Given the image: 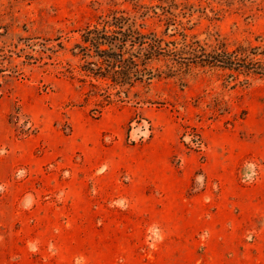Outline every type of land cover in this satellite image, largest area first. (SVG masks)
I'll list each match as a JSON object with an SVG mask.
<instances>
[{
    "label": "rangeland",
    "instance_id": "1",
    "mask_svg": "<svg viewBox=\"0 0 264 264\" xmlns=\"http://www.w3.org/2000/svg\"><path fill=\"white\" fill-rule=\"evenodd\" d=\"M121 24L264 61V0H0V264H264V77Z\"/></svg>",
    "mask_w": 264,
    "mask_h": 264
},
{
    "label": "trees",
    "instance_id": "2",
    "mask_svg": "<svg viewBox=\"0 0 264 264\" xmlns=\"http://www.w3.org/2000/svg\"><path fill=\"white\" fill-rule=\"evenodd\" d=\"M105 29V28H104ZM107 32H99V29H95L94 31H89L87 36L84 39V42L88 44V48L95 49L96 51L102 52L103 54L110 55L106 58L108 59V63L112 66H121V70H123V64L126 65L127 71H125V75L128 76H138V62L139 56H136L135 50L140 48V50H145L147 54L145 57L147 59H151L154 56L158 55H173L174 57L184 60L190 61V64L195 63V61L203 60L204 62H209L210 64L220 65L222 67L230 68V69H244L248 72H251L255 75L264 77V61L256 60V58H251L249 60L248 56L240 57V55L222 52L220 55H205L199 58H180L177 53V47H175V52L163 48L162 41L157 39L156 36L149 37L147 35L141 34L138 28H133L132 25L127 27L123 24L120 26H113L111 30ZM185 49H191L190 46L185 45ZM85 49H87L85 47ZM184 49V50H185ZM260 48H254V51L250 56L255 55L254 57H258L259 55L264 56V52H259ZM261 51V50H260ZM129 56L128 59H125L124 54ZM245 55V54H244ZM118 66V67H120ZM133 84L132 81L130 85ZM133 86V85H132Z\"/></svg>",
    "mask_w": 264,
    "mask_h": 264
}]
</instances>
